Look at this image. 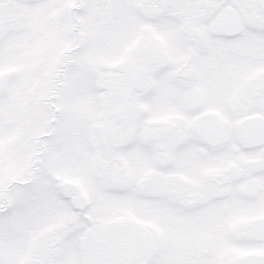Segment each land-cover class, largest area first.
<instances>
[{"label":"snow or ice","instance_id":"snow-or-ice-1","mask_svg":"<svg viewBox=\"0 0 264 264\" xmlns=\"http://www.w3.org/2000/svg\"><path fill=\"white\" fill-rule=\"evenodd\" d=\"M0 264H264V0H0Z\"/></svg>","mask_w":264,"mask_h":264}]
</instances>
